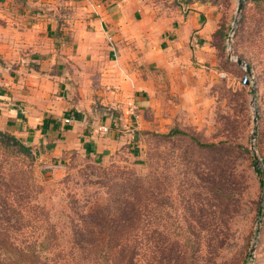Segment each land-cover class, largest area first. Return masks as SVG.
<instances>
[{
    "label": "rangeland",
    "instance_id": "1",
    "mask_svg": "<svg viewBox=\"0 0 264 264\" xmlns=\"http://www.w3.org/2000/svg\"><path fill=\"white\" fill-rule=\"evenodd\" d=\"M196 1L204 8L181 12L184 19L201 12L191 41L159 68L162 88L132 122L125 97L110 93L115 88L95 82L81 91L78 114L102 142L97 152L76 142L57 153L62 136H50L29 158L0 148V187L5 179L21 195H35L23 214L26 241L39 236L47 249L36 263L81 260L61 250L78 242L77 223L105 244L101 231L116 217L122 231H136L118 241L127 247L119 264H264V217L249 258L264 213V0H243L238 15L236 0ZM31 65L26 60L24 70ZM18 68L16 60L9 72ZM246 74L250 81L241 86ZM104 123L108 132L96 135Z\"/></svg>",
    "mask_w": 264,
    "mask_h": 264
},
{
    "label": "crops",
    "instance_id": "2",
    "mask_svg": "<svg viewBox=\"0 0 264 264\" xmlns=\"http://www.w3.org/2000/svg\"><path fill=\"white\" fill-rule=\"evenodd\" d=\"M198 3L0 0V130L38 152L50 136H62L57 153L76 142L97 152L102 142L78 114L81 91L98 82V88H115L110 93L116 99L125 97L128 114L144 111L162 88L159 68L191 41V29L201 18L200 11H190L186 19L181 12L204 8ZM16 60L20 68L9 72ZM26 60L34 65L25 71ZM70 116L73 120L65 124ZM56 150L47 157H57Z\"/></svg>",
    "mask_w": 264,
    "mask_h": 264
},
{
    "label": "trees",
    "instance_id": "3",
    "mask_svg": "<svg viewBox=\"0 0 264 264\" xmlns=\"http://www.w3.org/2000/svg\"><path fill=\"white\" fill-rule=\"evenodd\" d=\"M170 134H183L182 131L173 130ZM192 141L198 143L201 146L207 147L210 144L199 143L194 137H191ZM0 148L4 151L11 149L16 154H22L25 157L32 156V147L25 145L15 136L7 132L0 131ZM27 173H31L28 171ZM3 174V173H2ZM7 175V173H4ZM28 179L33 184L32 175H28ZM2 187H0V264H40L36 261L41 256L40 250H47L42 244V241H38L39 236L28 243L26 241V235L24 232L25 221L24 212L32 205L33 190L35 194V186L30 184L31 197L28 195H21V190L18 186L12 185L3 179ZM26 191V190H25ZM136 195V192H134ZM132 201H135V197L131 196ZM135 206V203L133 204ZM38 208V207H37ZM42 209V208H40ZM261 212V208L259 209ZM15 225H12V224ZM122 221H118L116 217L109 220L107 228L102 230L101 233L107 238L110 243H101L96 237V233L90 230L87 225L77 223L75 226L77 230L78 242H74L71 247L61 249L63 253L74 254L81 256L79 261H60V263L54 264H119V259L124 258L127 250L126 245L120 246L119 240L122 241L124 236L131 234L132 237H136V231L134 229H128L122 231ZM50 231L47 239H53ZM31 233V232H30ZM30 235V234H29ZM44 240V239H42ZM54 249H58L57 247ZM131 255L134 256L135 247L130 248ZM68 253V254H69ZM35 261V262H32Z\"/></svg>",
    "mask_w": 264,
    "mask_h": 264
},
{
    "label": "water",
    "instance_id": "4",
    "mask_svg": "<svg viewBox=\"0 0 264 264\" xmlns=\"http://www.w3.org/2000/svg\"><path fill=\"white\" fill-rule=\"evenodd\" d=\"M237 1V15L240 13L242 7H243V0H236ZM237 20V17L235 18L234 20V24ZM236 62L238 65H241L245 68V70L249 73L250 72V66L248 64H246L244 61H242L241 59L239 58H236ZM256 92V87H254L253 89V93ZM253 100H255V96L253 97ZM255 106H256V103H255ZM256 114H257V109H255V117H254V121H256ZM35 152L37 153V151L35 150ZM263 175H264V172H263ZM261 201H264V194H263V197H262V200ZM263 217H264V213H260V218L257 220V224H256V229H255V232H254V242H253V245L250 249V254H249V258H252V255H253V251H254V248H255V245H256V241L258 239V236H259V229H260V226L261 224L263 223Z\"/></svg>",
    "mask_w": 264,
    "mask_h": 264
},
{
    "label": "built area",
    "instance_id": "5",
    "mask_svg": "<svg viewBox=\"0 0 264 264\" xmlns=\"http://www.w3.org/2000/svg\"><path fill=\"white\" fill-rule=\"evenodd\" d=\"M250 81L249 75H244L243 78L240 81L241 86H246ZM134 111L130 109L129 116H133ZM73 120V116L67 117L64 119L65 124H69ZM109 130V127L107 125H99L94 128V132L98 135H105Z\"/></svg>",
    "mask_w": 264,
    "mask_h": 264
}]
</instances>
